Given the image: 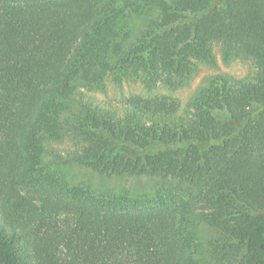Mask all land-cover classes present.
<instances>
[{
  "label": "trees",
  "instance_id": "1",
  "mask_svg": "<svg viewBox=\"0 0 264 264\" xmlns=\"http://www.w3.org/2000/svg\"><path fill=\"white\" fill-rule=\"evenodd\" d=\"M213 1L0 0V264H264V0ZM217 43L254 80L96 95L187 85Z\"/></svg>",
  "mask_w": 264,
  "mask_h": 264
},
{
  "label": "rangeland",
  "instance_id": "2",
  "mask_svg": "<svg viewBox=\"0 0 264 264\" xmlns=\"http://www.w3.org/2000/svg\"><path fill=\"white\" fill-rule=\"evenodd\" d=\"M223 0H214L213 4H221ZM216 54L215 64L198 63V69L193 75L189 84L179 87L177 89H169L166 86L160 85L154 90H147L145 86L137 79L124 80L122 83H116L111 79H108L107 91L104 93H96L97 97L102 101H109L110 103L120 104L122 101L134 94L143 95H156L167 94L178 98L181 102L182 110L187 109L193 95L200 88V86L208 84V82L217 75H224L233 84H237L239 81L249 82L254 80L257 66L251 58L246 57H234L229 61H224L222 58V46L221 44H215L214 48ZM61 150H69L73 147L72 143L68 141L57 143ZM76 173L80 179L97 183L100 177L97 173L86 168L76 169ZM135 183L134 179H126L125 182ZM141 184H147L149 181L146 178L140 179ZM123 183V181H122ZM208 264H213L209 263Z\"/></svg>",
  "mask_w": 264,
  "mask_h": 264
}]
</instances>
